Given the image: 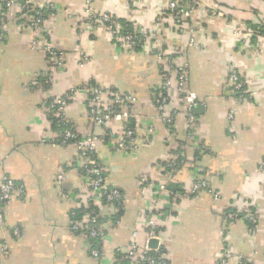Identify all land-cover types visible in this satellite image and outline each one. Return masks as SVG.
Returning a JSON list of instances; mask_svg holds the SVG:
<instances>
[{"label": "crops", "instance_id": "obj_1", "mask_svg": "<svg viewBox=\"0 0 264 264\" xmlns=\"http://www.w3.org/2000/svg\"><path fill=\"white\" fill-rule=\"evenodd\" d=\"M169 1L93 0V7L132 23L139 33L154 31L156 49L166 58L175 56L177 63L188 64L189 88L200 108L194 111L191 131L187 117L176 116L174 136L157 118L154 102L155 89L163 81L161 64H166L146 49L121 48L113 39L114 27L82 32L86 0H53L58 12L47 17L53 45L66 54L63 71L52 69L46 56L31 48L28 28L13 17L7 19L6 39L0 46V184L9 176L24 186L25 193L22 199L15 196L5 209L0 264L97 263L91 255L92 242L71 230L82 217L81 195L87 187L83 174L72 169L80 164L78 151L44 142L53 137L46 95L39 88L46 77L53 79L52 95L78 89L67 120L80 135L101 138L108 131L88 116L84 85L89 81L135 95L134 110L142 127L154 125L150 142L139 150L114 149L110 137L97 150L107 183L124 194L120 214L110 206L100 210L107 229L102 264L115 263V251L128 246L132 229L141 227L155 210L161 183L177 184L182 190L172 199L174 213L159 218L166 226L163 236L171 264H219L225 250L234 256L228 264L240 260L264 264V170H260L264 164V38L253 36L264 27V0H197L182 29L168 12ZM157 18L165 19L159 27L154 26ZM177 47L185 61L176 56ZM231 65L245 81L247 92H257L255 97L241 99L234 92L228 81ZM184 150L186 165L169 177L165 163ZM62 171L66 178L60 189L57 176ZM202 179L212 193L192 195L193 181ZM250 207L258 218L256 225L245 219L226 220L228 209L246 215ZM15 227L21 231L19 238L11 235ZM4 240L9 251L3 256Z\"/></svg>", "mask_w": 264, "mask_h": 264}, {"label": "built area", "instance_id": "obj_2", "mask_svg": "<svg viewBox=\"0 0 264 264\" xmlns=\"http://www.w3.org/2000/svg\"><path fill=\"white\" fill-rule=\"evenodd\" d=\"M132 1V0H131ZM198 6L197 0H170L168 12L174 18L180 29L183 28V21L190 18ZM46 12L49 16H56L57 5L53 0H0V46L6 39L7 19L13 17L22 25L28 28L32 34L31 48L41 52L46 56L49 66L54 70L63 71L66 65V54L59 51L52 43L51 30L47 18L43 16ZM85 18L81 26V31L92 30L94 27H115L116 31L112 34L113 39L121 48L128 51L146 49L153 53L161 61L163 81L155 89L154 102L156 115L169 129L170 135L174 136V126L176 116L184 114L188 119L187 129L191 131L196 121L194 114L198 107L197 96L189 88V67L186 62L177 63L172 58H166L163 52L156 49V35L154 31L139 33L134 31L121 32V26L115 22V17L109 13H98L93 7V0H86ZM164 18H157L154 26L159 27ZM260 27L254 32L253 36L264 38ZM140 35V36H137ZM194 45L193 43L190 44ZM175 54L184 59V54L177 47ZM228 81L233 87L239 98L252 99L257 92L248 93L246 83L238 73L234 65L229 66ZM53 79L46 77L40 81L39 88L45 92L44 106L50 121V132L53 137L44 140L45 143L73 147L78 151L80 164L73 165L72 169L79 171L87 182L86 191L81 196L85 203L81 208V219L75 220L71 225V230L90 240L93 244L91 250L92 258L97 263L102 264L101 248L106 238V226L103 223L100 210L102 207H113L116 214L124 210V194L115 186H110L106 181V174L103 165L97 158V150L102 141L111 138L113 148L122 151L139 150L150 142L154 134L152 123L142 127V119L135 112L138 98L128 92L114 86H104L89 81L84 85L87 94L88 116L91 121L106 130L101 138L96 135H80L72 126H68L67 112L72 99L78 92L77 88H71L59 96L51 94ZM80 89V88H79ZM233 115L230 114L231 120ZM142 127V128H141ZM142 136V137H141ZM188 140L192 142V135L189 134ZM191 144V143H190ZM181 151L173 159L167 161L165 167L168 172L175 173L176 168L186 165L185 152ZM264 170V164L260 166ZM65 172H60L57 176V184L61 189L65 180ZM24 186L18 184L9 176H5L0 184V229H4L5 209L11 200L17 196L18 199L24 197ZM202 191L212 193L209 183L206 180L193 181L190 193L196 195ZM159 198L156 207L141 227L132 229V236L128 246L119 248L115 251L116 261L112 264H171L170 257L164 243L166 226L159 219L164 209L163 201L171 194L169 185L161 183L156 191ZM64 197H68L66 193ZM176 193L174 199L178 197ZM250 207L244 218L249 223L256 225L258 218ZM241 219L239 213L226 214V220L235 222ZM119 224L118 219L116 221ZM11 235L19 238L21 231L13 228ZM8 240V239H7ZM157 241L156 247H151L150 242ZM9 251L8 241L2 243L1 254L7 255ZM233 254L225 250L219 260V264H228L233 259ZM239 264H254L252 260H240Z\"/></svg>", "mask_w": 264, "mask_h": 264}, {"label": "trees", "instance_id": "obj_3", "mask_svg": "<svg viewBox=\"0 0 264 264\" xmlns=\"http://www.w3.org/2000/svg\"><path fill=\"white\" fill-rule=\"evenodd\" d=\"M21 1H23V0H21ZM43 16L44 17H48L49 16V14H47L46 12H44L43 13ZM115 22L117 23V24H119L120 26H121V32H124V31H134L135 29V27H134V25L132 24V23H130V22H127V21H125V20H122V19H117V18H115ZM260 29L262 30L261 31V33H263L264 34V27H260ZM257 30V29H256ZM112 31H113V33H115V27L114 28H112ZM137 36H140V35H137ZM141 50V48H138L137 49V51H140ZM68 126H70L71 127V124H69ZM166 165V164H165ZM176 169H178V167L176 168ZM168 175H169V177H170V172H168ZM111 186V185H110ZM169 190L170 191H173L170 195H169V197L166 199V203H165V208L163 209V211H162V213L160 214V217L159 218H161V219H164V218H166L167 216H169V215H171V214H173L174 213V211L172 210V207H174V202L172 201V199L174 198V196H176V193H182V190H181V187H180V185H177V184H173V185H171L170 187H169ZM193 195V194H192ZM253 210V209H252ZM231 212H234V213H236L235 211H233L232 209H228L227 211H226V213L225 214H228V213H231ZM79 213V212H78ZM81 214V213H80ZM79 214V215H80ZM241 215V219L242 218H244V216H245V214L244 215H242V214H240ZM119 216V215H118ZM117 218H119V217H117ZM117 220V219H116ZM246 222L247 223H249L247 220H246ZM250 225H252V226H254V224H251V223H249Z\"/></svg>", "mask_w": 264, "mask_h": 264}, {"label": "water", "instance_id": "obj_4", "mask_svg": "<svg viewBox=\"0 0 264 264\" xmlns=\"http://www.w3.org/2000/svg\"><path fill=\"white\" fill-rule=\"evenodd\" d=\"M200 107H197L196 109L198 110ZM156 245H157V241L156 240H152L151 242H150V246L151 247H156Z\"/></svg>", "mask_w": 264, "mask_h": 264}]
</instances>
